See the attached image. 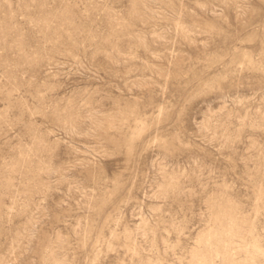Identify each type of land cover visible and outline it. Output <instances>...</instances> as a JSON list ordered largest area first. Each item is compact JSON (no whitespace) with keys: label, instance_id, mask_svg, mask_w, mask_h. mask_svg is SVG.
Listing matches in <instances>:
<instances>
[{"label":"rangeland","instance_id":"1","mask_svg":"<svg viewBox=\"0 0 264 264\" xmlns=\"http://www.w3.org/2000/svg\"><path fill=\"white\" fill-rule=\"evenodd\" d=\"M0 264H264V0H0Z\"/></svg>","mask_w":264,"mask_h":264}]
</instances>
